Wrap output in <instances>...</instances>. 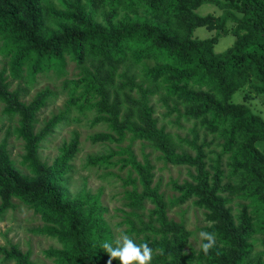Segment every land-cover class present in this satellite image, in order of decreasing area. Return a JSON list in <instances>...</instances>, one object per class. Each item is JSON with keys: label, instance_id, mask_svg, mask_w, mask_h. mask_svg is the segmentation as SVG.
<instances>
[{"label": "trees", "instance_id": "obj_1", "mask_svg": "<svg viewBox=\"0 0 264 264\" xmlns=\"http://www.w3.org/2000/svg\"><path fill=\"white\" fill-rule=\"evenodd\" d=\"M82 1L67 3L59 11L51 0H0V50L9 65L0 72V104L6 117H19V126L0 141V216L13 208L17 199L40 214L48 225L37 233L62 243L63 250L55 253L62 264H108L101 244L114 240L105 222L106 210L99 201L92 202L94 197L90 195L68 200L58 181L66 159L52 170L39 153L45 137L69 119L62 113L36 134V115L54 94L46 89L26 104L21 91H11L5 77L9 71L13 81L27 75L26 80L31 82L40 73L61 75L70 60L84 69L80 81L66 84L71 89L84 86L86 99L81 108L91 104L101 114L100 120L108 121L120 133L128 130L134 139L149 142L165 162L196 170V185L175 184V188L183 194L180 200L196 196L199 205L209 209L214 224L208 232L214 233L219 242L207 255L201 251L195 256L198 263L254 264L249 239L262 236L264 249V119L247 106L230 101L253 81L255 92L264 95V0H85V8ZM207 3L220 7L222 15L198 14ZM87 9L92 10L91 15ZM96 12L103 14V22L94 17ZM229 23L237 25V38L224 53H215L214 40L194 38L198 28L224 31ZM150 59L157 61L154 67L145 65ZM139 67L147 85L137 84L135 75H129ZM121 68L127 73L128 86L138 88L141 100L125 93L126 101L122 102L116 98L118 92L111 91ZM127 84L118 89L124 90ZM157 91L181 101L190 117L213 114L206 124L214 130L219 125L226 127L231 136L224 155L237 146V136L242 137L240 148L232 156V176L238 178L235 186L222 187L224 155L208 171L204 149L195 141V156L177 153L172 137L158 128L145 100ZM112 94H116L113 100ZM125 104L127 111L120 122ZM12 135L24 143L20 167L29 176L11 160L8 140ZM131 164L144 191L135 189L129 194V207L134 212L143 211L146 199L156 204L147 222L139 216L138 223L127 220L131 232L144 237L139 244L148 243L153 249L151 264H187L184 248L190 234L183 224L168 219L163 197L158 189H152L153 166L135 159ZM136 180H131L134 187ZM227 192L248 202L238 217L239 224H235L231 209L225 207L230 201L222 194ZM250 208L254 209L252 213L248 212ZM263 257L264 251L256 264H264ZM1 258L9 263L32 264L29 254L22 253L17 245L0 246ZM112 264L120 262L113 260Z\"/></svg>", "mask_w": 264, "mask_h": 264}, {"label": "rangeland", "instance_id": "obj_2", "mask_svg": "<svg viewBox=\"0 0 264 264\" xmlns=\"http://www.w3.org/2000/svg\"><path fill=\"white\" fill-rule=\"evenodd\" d=\"M51 1L57 10L63 11L67 3H73L76 0ZM86 6L87 2L83 0L81 7L85 8ZM222 12L220 7L210 3L204 4L198 10V14L202 16L220 17ZM91 13L92 10L87 9V14L91 15ZM122 15L123 13H120V18ZM102 16V13L94 14V17L100 22H103ZM236 33L237 25L229 23L224 31L198 28L194 38L214 40L215 53L221 54L234 46L237 38ZM156 63L155 59H150L146 60L145 65L154 67ZM5 67L9 69L8 60L0 50V72ZM65 69V73L61 75H57L53 71L40 73L36 80L31 82L29 79L26 80L27 75H25V79L16 81L12 80L9 71L5 75L10 83V90L19 89L22 101L26 104H29L38 93L46 89L54 94L46 107L36 115L34 125L36 134L44 130L54 117L62 113L66 114L65 116L69 119L67 122L57 125L54 131L45 137L39 151L42 162L48 169H55L62 158L66 159L63 169L58 175L59 189L70 201L77 200L84 195L94 197L92 202L99 201L106 210L104 218L112 234V240L115 241L120 234H127L139 244L144 237H138L136 233H132L127 220H135L138 223L137 217L139 216L142 221L147 222V217L156 208V204L146 199L143 211L134 212L129 207V194L135 189L139 193L144 191L141 178L131 163L132 159L141 164L149 161L153 166L152 189H158V194L163 197L168 219L183 224L190 234L184 248V255L189 257L187 264H200L195 256L202 251L200 245L205 241H201L198 234L201 231L208 232L214 224L210 219L211 212L208 208L199 205V198L196 196L180 200L183 198V194L175 188V184L179 186L196 185L194 178L196 170L189 166L165 162L161 159V153L150 146L149 142L134 139L133 134L128 130L120 133L108 121L100 120L101 114L91 104L86 108H81L86 99L84 86L80 84L74 87L72 85L74 88L71 89L67 88L66 84L69 81H80L84 77V69L70 60L67 61ZM118 73L116 85L111 87L112 92H118L116 98L125 102V93H127L133 99L141 100L143 96L138 88L132 89L128 86L127 77L124 76L127 73L124 68H121ZM129 75H135L137 84L144 82L147 85L141 67L134 74ZM252 83L237 92L230 103L245 105L254 114L264 119V95H258ZM124 84H127V88L118 89ZM115 96L116 94H112V100ZM74 99L79 101L74 103ZM145 100L153 111L158 128L172 137L177 153L185 152L195 156L196 151L192 146V142L195 141L197 145L203 147L207 169L212 171L217 158L223 156L229 149L228 144L231 141V136L226 133V127L219 125L218 129L214 130L211 125L206 124V120L210 121L214 117L213 114L201 115L198 118L190 117L187 107L181 101L168 96L166 92L157 91L154 95L145 97ZM127 106L125 104L122 108L120 122L124 119ZM3 109L4 106L0 104V141L5 138L10 129L13 132L19 126V117L10 119L3 114ZM229 124L228 122L227 125ZM236 140L237 146L234 145L232 151L226 153L221 160L225 173L222 187L235 186L237 183L238 178L232 176L231 164L233 163V154L242 143V137L237 136ZM8 144L11 160L15 162L16 167H20L23 141L12 135ZM93 160L97 162L93 163ZM21 169L25 176H29L25 168ZM134 179H137L136 187L131 181ZM222 196L229 199L230 203H227L225 207L231 209L235 224H239L238 217L242 215L244 205H247L248 202L240 200L236 194L229 192L223 193ZM253 211L254 209L250 208L248 212L252 213ZM46 226L48 225L45 224L40 214H36L27 204L14 199L13 208L0 216V246L10 248L12 245H17L22 253L29 254L32 264H62L55 255L63 250L62 243L57 238L37 233L38 230ZM260 240H262V236L259 235L249 239V242L253 244L252 259L250 260L254 264L262 258L264 251ZM216 244H219L217 240ZM0 264L15 263L5 262L1 258Z\"/></svg>", "mask_w": 264, "mask_h": 264}, {"label": "clouds", "instance_id": "obj_3", "mask_svg": "<svg viewBox=\"0 0 264 264\" xmlns=\"http://www.w3.org/2000/svg\"><path fill=\"white\" fill-rule=\"evenodd\" d=\"M199 239L205 241L200 245L205 255L214 247L216 237L214 233L201 231ZM101 248L108 255V264L118 260L120 264H151L153 249L148 243L137 244L127 234H120L115 241H105Z\"/></svg>", "mask_w": 264, "mask_h": 264}]
</instances>
